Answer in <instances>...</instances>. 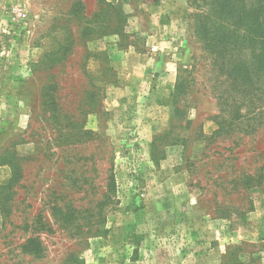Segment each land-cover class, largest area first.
Listing matches in <instances>:
<instances>
[{"label": "rangeland", "instance_id": "374dc122", "mask_svg": "<svg viewBox=\"0 0 264 264\" xmlns=\"http://www.w3.org/2000/svg\"><path fill=\"white\" fill-rule=\"evenodd\" d=\"M111 1L0 0V264H264V103L253 97L264 74L229 75L218 43L206 46L220 0ZM229 2L264 23V0ZM160 14L174 18L167 30L153 25ZM154 31L177 36L167 48L178 77L163 98L171 127L151 144L124 113L155 104L153 88L137 87L155 73L126 57ZM263 35L234 58L252 64L254 49L263 61ZM205 116L218 130L208 137ZM195 138L202 153L165 164V146ZM154 192L192 195L151 217L141 211Z\"/></svg>", "mask_w": 264, "mask_h": 264}, {"label": "crops", "instance_id": "0c3cea01", "mask_svg": "<svg viewBox=\"0 0 264 264\" xmlns=\"http://www.w3.org/2000/svg\"><path fill=\"white\" fill-rule=\"evenodd\" d=\"M117 1L118 0H114V2H117ZM1 12L2 10H0V14ZM154 18L155 17L152 18L153 25L158 24V26H161L160 23H162V26H165L166 30L169 25L171 24L173 25L174 23V18L169 20V18L166 15L162 17L160 14L158 17H156V19ZM176 21H178V19ZM160 28H163V27H160ZM145 37H146V45H147L145 53L138 54L134 51L127 52L129 50L127 49L126 57L127 59L130 58L132 61H138L137 67H135L134 65L133 68L139 69V66H142L143 74L145 73V78L149 76L152 72L155 73L154 78H151L149 76V79L142 80L140 85L139 83L141 80H139L138 77L135 78L136 81L133 80L134 78H131L128 82H134L137 85H139L137 87L139 88L142 87V89L153 88L155 104H153V107L151 108L147 106L145 108L143 104H140L136 112L134 109H132V111H128L127 113H124V116H140L139 119L137 120L138 127L137 129H135L137 140H139L140 142L141 141L150 142L152 144L154 139L158 135H161L167 132L171 127L173 105L171 103L166 102L163 98L164 96L174 92L176 88V84H177L178 70L174 66V63L171 61L169 57V55L172 54L174 47H171L170 50L167 48L171 46L174 40H177V36L175 35V33H172L170 31H165L164 33L154 31V32L147 33ZM155 71H159V72H155ZM132 72H137V71L132 70ZM134 74H139V72L134 73ZM124 85L126 84L123 83L122 81H119L118 83L114 82L112 85L110 84V86L117 91L123 90L125 87ZM128 85L132 87L130 84ZM142 99L146 101L145 96ZM121 104H122V101L119 100L117 105L121 106ZM196 119H198V116L188 117V120L191 121L192 123H194ZM200 125L202 126V132L204 134V137L213 135L217 129L216 123L209 116L202 117L200 121ZM133 128H136V126L133 125ZM205 145H206L205 142L198 141L196 138L192 139V143L188 145L169 144L164 147L167 155L162 160H164L165 164L167 165L170 164L169 162H167L169 160L176 161V160L181 159L184 162V160L187 159L186 157H189V156L192 157L193 151L187 150L188 147H193L192 148L193 150L195 149V146H199L200 152L202 153ZM183 166H182V169L184 170L183 172L185 171L188 172L184 164ZM184 177L185 176L183 177L176 176L174 181L177 180L178 182L180 181L186 184V181L183 180ZM161 183L163 184V182H160V184ZM165 186H168V184L166 183ZM191 195L192 194H185V193L175 194L173 192H170V193L154 192L148 198L150 205L147 206V208L143 209L141 213L147 216H151V217H155L158 215H164L168 217L172 216L173 214L177 212V209L173 205H169L168 207H165L163 205L162 207H160L159 202L163 201V202L172 203L176 201V199L187 201L189 197H191ZM187 212H188L187 210H184V213L187 214ZM202 224H206V222L203 220Z\"/></svg>", "mask_w": 264, "mask_h": 264}, {"label": "trees", "instance_id": "16d2710c", "mask_svg": "<svg viewBox=\"0 0 264 264\" xmlns=\"http://www.w3.org/2000/svg\"><path fill=\"white\" fill-rule=\"evenodd\" d=\"M108 5L110 8H119L120 3L119 0L117 2L111 1L108 3ZM217 5L219 8L215 10L214 14L209 16L205 21L206 32L209 36V38L206 39V46H213L214 43L212 41L218 43L222 51L220 52L217 61L218 63H221L222 69L227 70L226 66L231 69V72L229 71V75L233 73L236 77H242V73L246 74L251 72V69H253L255 71V78L258 77V81H262V76L259 75L264 74V55L263 61L262 59L259 60L257 58L259 55H255L256 50L253 49L252 54L254 61L253 63L251 62L252 64H250V61H248L247 58L243 60V62L236 60L234 58L235 55L234 52H232V49L241 45L245 47L244 49L247 51L248 46L246 43L252 42L254 39V34L256 32L259 33L260 31L264 33V23L262 21H258V18L256 21H252V14L249 12V9L244 6L237 7L235 6V2L230 3L229 0H227V2L220 0L219 4ZM245 74L243 75L244 77ZM232 78L237 80V78L233 76ZM255 89L260 91L262 94L260 96L253 94V97L258 99L256 102L264 103V84L257 85V88ZM222 97H224V100L227 104V101L230 98L228 99L226 96ZM257 110L264 113L263 108L257 107ZM241 118L242 114L239 112L237 116L233 117V120L239 121ZM217 131L218 130L216 129L215 132ZM249 177L252 176L250 175ZM34 242L38 241L34 238H29L24 244H22V247L26 248Z\"/></svg>", "mask_w": 264, "mask_h": 264}, {"label": "built area", "instance_id": "2783aa9c", "mask_svg": "<svg viewBox=\"0 0 264 264\" xmlns=\"http://www.w3.org/2000/svg\"><path fill=\"white\" fill-rule=\"evenodd\" d=\"M16 16L20 17H25V14L21 11L17 12Z\"/></svg>", "mask_w": 264, "mask_h": 264}]
</instances>
